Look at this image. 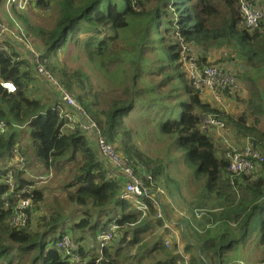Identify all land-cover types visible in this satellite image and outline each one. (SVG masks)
<instances>
[{
	"label": "trees",
	"instance_id": "trees-1",
	"mask_svg": "<svg viewBox=\"0 0 264 264\" xmlns=\"http://www.w3.org/2000/svg\"><path fill=\"white\" fill-rule=\"evenodd\" d=\"M50 1L54 0H36V3L43 7ZM147 1L58 0L56 20L50 29L34 27L15 8L10 7V10L25 24L27 33L39 41V58L85 109L101 136L134 169L150 174L159 187L163 162L139 149L131 139L132 130L124 124V116L129 115L136 104H151L141 98L145 92H155L154 86L145 90L139 88L137 78L142 64L139 60L147 52L148 45L155 43L151 35L157 36L156 44L166 62H157V73L149 71L148 76L155 77L164 72L165 77L156 88L171 85L170 98H179L181 94L186 98L178 100L180 113L177 118L170 115L163 119L161 133L176 134V143L183 148L185 158L196 166L198 175L205 176V196L212 197L219 204L217 220L225 227L224 238L229 235V224H234L240 231L238 236H244L252 217L259 213V243L264 246V91L259 88L261 83L258 80L259 76H263L261 81L264 80V15L259 27L249 31L244 25L241 7L247 1L258 10V5L251 0H157L149 10L144 5ZM4 2L0 0V7ZM32 2L35 0H30V4ZM133 19L145 20L147 25L136 33L142 35V40L138 63H130L131 85L93 91L88 74L81 68L58 67L50 61L59 50L74 45L82 48L90 60L101 62V66H107L104 59L108 57H112L108 61L113 63L116 56L126 50L124 43L117 39L121 32L130 30ZM182 45L188 48L186 56H194L200 69L214 66L228 71L216 63H209L201 52L212 45L228 48L233 56L243 60L241 66H236V84L243 82L247 86V97L240 99L236 96L239 84L222 91L225 101L241 104L237 114L226 113L211 105L213 103L193 86L192 80L185 79L186 72L179 66L181 59L184 60ZM15 48L25 49L28 58L20 57ZM28 53L26 46L0 38V82L11 81L16 86V92L9 93L0 85V122L5 124L0 137V264H121L119 258L127 249L138 251L137 258L148 259V264H185L175 244L165 247L161 236L151 245L144 240L146 234L162 228V222L155 218L152 208L139 221V213L131 203L119 198L123 185L119 179L108 176L106 162L95 149L94 141L82 133L76 121L62 117L60 107L70 116L71 110L59 99L56 85L46 80L54 92L51 106L27 95L32 74L37 75ZM229 60L232 61L233 57ZM167 69L172 73L167 74ZM123 74L127 75V71ZM206 115H216L226 124L220 135L213 133L214 138L225 135L228 127L239 140L238 145L247 141L258 151L262 161L257 163L252 174L230 172L226 153L218 151L211 134L201 129ZM19 127L27 129L32 148L31 162L38 166L34 172L43 170L44 173L26 176L25 153L15 140V129ZM8 173L12 175V186L5 181ZM37 176L45 177L46 181L36 180ZM55 176L58 185L54 189L49 185L38 187L50 183ZM53 190L60 192L47 201V194ZM17 195L31 201L27 208L29 219L24 228H13L9 223ZM64 204L76 206V211L81 213L79 219L71 221ZM110 222L119 225L114 235V250L104 247L102 258L96 263L100 256L96 236ZM205 234L202 236L203 247L199 246L202 254L205 249L219 255L220 250L230 248L237 241L233 231L234 239H230L228 245H220L214 237ZM64 236L70 238L72 253L79 257L78 261L58 249ZM87 241L94 244H85ZM191 248L187 243L185 251ZM217 262L226 263L219 258ZM188 264L205 263L197 257L196 262L189 259Z\"/></svg>",
	"mask_w": 264,
	"mask_h": 264
},
{
	"label": "rangeland",
	"instance_id": "rangeland-1",
	"mask_svg": "<svg viewBox=\"0 0 264 264\" xmlns=\"http://www.w3.org/2000/svg\"><path fill=\"white\" fill-rule=\"evenodd\" d=\"M13 1L14 0H5V2L2 3L0 7V35L3 38H8L18 46H26L27 50L29 51L28 56L31 58V62L33 63L35 55L41 52V44L35 37L27 33L25 24L22 21H19V19H17L11 13L10 7L15 8L22 15L26 16V22L30 23V25L34 27L50 29L56 20V2L58 0L50 1L46 6L43 7L39 6L36 3V0L31 4L30 0H19L21 4L18 2L13 3ZM156 1L157 0H149L147 1V3H145V1L144 5L146 9L149 10L154 7ZM251 1L258 5V10L261 12L262 18V16L264 15V0ZM12 3L13 6H10ZM146 25L147 23L145 22V20L133 19L131 21L130 30L121 32L120 36L117 39V41L124 43L126 50H117L118 52H122L116 56L113 63L108 61V59L112 57L104 59V61L107 63V66H101V62L97 60H90L82 48H77L74 45H68L64 49L59 50L58 55L51 56L50 61L58 67H66L69 69L81 68L83 71H85V73L88 74L93 91L110 90L113 88L121 87L124 84L131 85V80L129 78V75L132 74L130 63H138L140 57L139 45L142 40V35L140 33H136L144 29ZM151 37H153L154 39L153 42L155 43L152 44V46H154L155 48H151L152 46L148 45L147 52L143 54V57L139 60V63L142 62V64L141 66H139L140 72L137 80L138 86H140L139 88L142 87L145 90L154 86L153 89L155 90V92H145L143 94V98H141L142 101L149 100L151 104H136L133 111L130 112L129 115L124 116V124L128 129L132 130L131 139L139 147V149L144 151L151 158L159 159L163 162V175L158 179L159 188L163 191L164 196L162 199L163 206L165 208L167 218L175 222L177 225H180L179 222L183 220L182 218L184 214H188V212H183L184 209L186 211V209L188 207L190 208L191 205V208H195L200 202H204L205 206L209 207L212 206V200L207 199L208 201H201V199L204 198L205 200L206 198L204 188L205 176L198 175L196 173V166L190 164L185 158V152L183 148L176 143L177 135H166L161 133L160 131V124L162 121H164L163 119L165 117L173 115V117L177 118L179 116L180 107L178 105V100H185L186 98L183 94H181L179 98H170L169 96L171 95V93H169L168 91L169 86L171 87V85L164 86L163 88L162 86H158L156 88V85H159L160 80L165 77L164 72L159 76H148L149 71L157 73V62H166L165 55L160 52V47L156 44L157 36L151 35ZM16 50L20 53V57H23L25 59L28 58L27 51L25 49L20 48ZM201 52L207 58L209 63H216L220 67H225L229 72L235 73L236 66H241L243 64V60L237 58L236 56H233L230 53L231 50L225 47L212 45L204 51L201 50ZM231 57H233L232 61L229 60ZM143 62H145V64ZM179 66H181V71L186 72L185 79L189 81L188 77L190 78L191 74L189 71L190 65L188 64L187 60L181 59V63L179 64ZM124 71H127V75L123 74ZM166 73L171 74L172 71L170 69H167ZM52 77L57 81L54 75H52ZM262 77L263 76H259L258 78L261 83L259 88L264 91V80L261 81ZM32 78L33 79L28 84L27 95L31 98L40 99L43 103L46 104V106H51L53 103L52 101L54 92L50 87V84L45 80L46 78L38 74L36 75V73L32 74ZM234 78L235 81L238 78V76H236V73L234 75ZM237 84L240 85V88H238L239 90L237 89L238 92L236 93V96L238 95L240 99H243L244 96L247 97V86H245L243 82H237ZM203 95L206 96L208 101L213 103L211 105L217 107L219 110H225L226 113H230L233 115L239 112V108L241 105L239 102L229 101L230 107H223L221 103L217 102L214 99L211 89H206L203 92ZM150 99H154L155 101H152ZM163 105L167 107L164 108ZM262 126L264 127V124H262ZM227 129L228 130L225 131L226 136L221 135L219 138L218 136L214 138L211 129L209 131L202 130L203 132H207V134H211L210 136L214 138L217 150L223 151L224 155L227 152L228 145L241 147L240 145H238L239 140L237 139V137L230 132V129L228 127ZM15 131L16 143L20 145L22 151L25 153L27 161L26 176L32 177L29 175L44 173L43 170L37 173L34 172L35 168L38 166L31 162L32 148L27 135V129L25 127H19L16 128ZM15 160L16 158H14V161ZM52 174L53 176L55 175L54 173ZM57 179L58 178H56L55 176V179H53L50 183L39 184L38 187L49 185V187H53L54 189L58 185ZM59 192L60 190H53L47 194V191H44V194H47V201H49L51 200V198L57 196ZM196 201L198 202V204L193 205ZM64 205L71 221L73 219H79L81 213L76 211V206L69 204ZM102 221H104V218H102ZM259 221V213H255L252 217V220L249 222V225L247 226L245 234V241L247 242V245L245 246V249L244 246L242 247V256L246 259L251 254L253 255V253L257 251L256 246L260 245ZM68 222L70 223V221ZM180 230H182L181 227ZM231 232L232 230L228 231L229 235L226 238H221L222 234L213 237L218 239L220 245H228L229 240L234 239ZM160 236L161 228H157L153 232V234H146L144 236V240L147 241L149 245H151V243ZM235 239H238V237H236ZM115 242L116 237L114 236L108 244V247H110L111 250H114L113 247L114 244H116ZM240 243L241 242L238 239V241L233 244V248L240 251ZM85 244L92 245L94 244V242L87 241ZM170 247L171 245L169 246V248ZM137 252L138 251H135V249L124 250L119 258L120 263L146 264L145 260L142 263H136V261L134 260L135 257L133 255H135Z\"/></svg>",
	"mask_w": 264,
	"mask_h": 264
},
{
	"label": "built area",
	"instance_id": "built-area-1",
	"mask_svg": "<svg viewBox=\"0 0 264 264\" xmlns=\"http://www.w3.org/2000/svg\"><path fill=\"white\" fill-rule=\"evenodd\" d=\"M27 1V0H26ZM13 2H18L19 0H14ZM241 12L243 14V21L245 27L251 31L256 30L259 27L261 12L253 7L250 3H244L241 7ZM2 36L0 35V38ZM188 48L182 45V52L185 59L190 65V74L193 86L200 92H204L206 89H211L214 99L221 103L223 107H230V102H226L223 98L222 91L224 88L230 86L231 88H236L237 84L232 72L222 71L214 66L205 67L200 69L195 62V57L186 56ZM34 69L37 74L49 80L48 82L56 85L58 90V97L61 102L70 108L71 116L68 115L69 112L65 111L62 107L61 113L62 117H68V120H73L77 122L78 128L82 133L94 141V146L98 151V154L105 160L108 169V176L111 178L119 179L122 183V193H120L119 198L131 203L135 211L139 213V221L143 220L149 209L155 210V218L162 222V230L168 231V234L164 236L163 244L166 247L170 246V240L173 234H176L177 224L167 218V215L163 206V191L156 186L153 178L150 174L134 169L128 160L115 150L114 146L101 136V133L97 129L95 122L88 116L85 109H83L79 103L56 81L53 79L51 73L47 70L44 63L39 58L38 54L35 55L33 61ZM2 88H4L9 93L16 92V86L11 81L0 82ZM221 92L219 93V91ZM67 119V118H66ZM5 124L0 122V137L3 134ZM226 128L225 122L216 115H206L201 122V129L203 131H211L216 135H220V131ZM241 147H236L228 145L226 157L229 160V170L234 174L242 173L245 175L252 174L256 170V165L258 162L262 161V157L253 149L249 142H245L240 145ZM16 153V149L14 150ZM38 181H46L45 177L37 176L35 177ZM6 183L12 186V175L8 173L5 178ZM26 191V190H22ZM17 204L13 210L10 217L9 223L13 228H24L27 225L29 216L27 208L30 207L31 201L29 199L19 198L16 196ZM198 216V214L196 213ZM105 230L96 236V241L98 243V252L100 256L96 259V263L102 258V249L107 247L114 235L117 234L119 225L116 222H110L106 224ZM73 245L69 237L64 236L62 240L58 243V249L65 255L78 261L79 257L72 253ZM238 264H243L239 262Z\"/></svg>",
	"mask_w": 264,
	"mask_h": 264
},
{
	"label": "crops",
	"instance_id": "crops-1",
	"mask_svg": "<svg viewBox=\"0 0 264 264\" xmlns=\"http://www.w3.org/2000/svg\"><path fill=\"white\" fill-rule=\"evenodd\" d=\"M245 142L246 141L241 144H244ZM210 198L211 199L205 198V200L202 199L201 201L212 200V206L207 207L205 206L204 202H200L198 204V202L196 201L193 205L198 204L197 207L191 208V205L190 208L188 207L186 209V211L184 209L183 212H188V214H184L182 218L183 221L179 222L180 225L176 226V234H173V236L171 237L170 245H176L177 252L184 259V263L188 264L189 259H192L194 260V262H196V258L199 257L205 264H219L217 262L218 258L221 259V261H225V264L234 262L237 264L239 262H242L244 264H264V247L261 246V244L259 246H256L257 251L253 253V255L251 254L250 256H248L247 259L242 256V247L244 246L245 249V246L247 245V242L245 241L246 237L245 235L238 236L240 231L235 229L234 224H229V230H232L235 236H237L239 241L241 242L239 246L240 251L235 250L233 248V245L228 249L223 248L222 250H220L222 253H220L219 255H213L212 252H208L205 249L203 251V254L199 251V246L203 247L202 236L205 233V235H211L212 237L222 234L221 238H224L223 232L225 230V227H223L222 223L217 220L218 211L220 210L218 208L219 204L217 201L213 200L212 197ZM196 213L198 214V216L196 215ZM180 227L182 230H180ZM167 234L168 231H163L161 229V238L164 239V236H166ZM238 239L236 240L238 241ZM215 240L216 242H219L217 238H215ZM187 243L192 247L189 251H185ZM133 256L135 257L134 260L136 261V263H142L144 260L146 261V264L149 263L148 259L137 258V255Z\"/></svg>",
	"mask_w": 264,
	"mask_h": 264
},
{
	"label": "clouds",
	"instance_id": "clouds-1",
	"mask_svg": "<svg viewBox=\"0 0 264 264\" xmlns=\"http://www.w3.org/2000/svg\"><path fill=\"white\" fill-rule=\"evenodd\" d=\"M181 55H182V57L185 59V57H184V54H183L182 50H181ZM224 111H225V110H224Z\"/></svg>",
	"mask_w": 264,
	"mask_h": 264
}]
</instances>
